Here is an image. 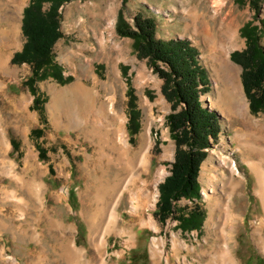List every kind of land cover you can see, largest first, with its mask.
<instances>
[{
	"label": "rangeland",
	"instance_id": "1",
	"mask_svg": "<svg viewBox=\"0 0 264 264\" xmlns=\"http://www.w3.org/2000/svg\"><path fill=\"white\" fill-rule=\"evenodd\" d=\"M32 1L18 5L16 0H0V33L9 28L5 16L22 13L17 46L7 50L9 42L5 40L3 45L0 40V59L10 71H18L10 75L0 70V140L9 143L7 152L0 148V264H66L61 259L64 226L73 228V234H67L99 261L91 243L89 216L102 210L104 198L110 199L111 187L120 181L119 152L115 150L122 146V133L133 153L148 154L149 163L139 180L129 179L134 182L121 203L120 224L107 236V264H223V259H217L215 232L225 225L228 232L235 226L231 247L238 264H264V250L254 235L264 223V204L251 167L258 161L252 159L251 147L261 135L255 124L264 127V111L251 113L243 67L232 60L233 53L247 49L241 31L249 23L258 28L259 44L264 48V0L66 3L60 9L62 38L53 47V65L70 81L66 85L52 77L38 81L35 95L26 84L32 66L12 62L27 41L22 26L24 11ZM49 7L46 4L44 11ZM121 15L133 28L137 16L153 19L159 41H188L207 73L209 90L202 93L201 100L218 115L219 139L211 140L212 148L206 150L208 156L200 170L202 198L175 203L178 218H189L200 208L204 216L198 229L183 231L174 216L162 222L155 214L159 187L171 175L175 162L176 144L168 117L177 111L162 93L164 80L149 59L139 56L135 40L119 34ZM216 15L218 22L214 23ZM230 65L238 71L234 77L243 86L253 125L233 111L237 86L228 79L225 67ZM54 72L52 67L49 73ZM78 86L85 90L83 103L72 92L62 95L66 98L54 95L56 89ZM134 112L139 114L140 129L133 143L128 123ZM41 130L43 134L38 133ZM236 167L240 175L236 174L235 182L241 183V194L235 199L240 218L225 221L214 209L218 200L225 202ZM41 184L47 189L45 204L32 195ZM261 232L264 234V228ZM154 239L164 249L161 259L153 256Z\"/></svg>",
	"mask_w": 264,
	"mask_h": 264
},
{
	"label": "trees",
	"instance_id": "2",
	"mask_svg": "<svg viewBox=\"0 0 264 264\" xmlns=\"http://www.w3.org/2000/svg\"><path fill=\"white\" fill-rule=\"evenodd\" d=\"M75 0H33L24 11L23 33L27 39L21 52L12 62L32 66L31 77L26 84L36 94L35 84L50 77L61 85L70 80L63 77L58 66L53 65V47L62 38L60 32V9ZM46 4L49 10L44 11ZM259 12V10H257ZM135 28L120 16L118 32L123 37L135 40L136 50L141 58L149 59L150 66L164 80L162 93L173 103L168 117L171 135L176 144V156L171 175L159 187L160 200L156 215L166 222L171 216L180 221L183 231L195 230L200 226L203 212L197 206L189 218H178L175 203L180 200H200L199 175L203 162L212 148L211 140L219 139V118L215 112L206 109L201 100L202 93L209 90L207 73L200 66L197 50L188 41H159L156 39V23L153 19L137 16ZM242 36L247 39V49L232 54V60L243 67V86L250 101L253 114L264 111V48L259 44L258 28L246 25ZM164 64L168 69L161 66ZM55 67L54 75L49 71ZM129 93L132 96L131 88ZM39 99H35L36 109ZM182 107L178 111L179 106ZM43 108H40L42 112ZM45 121L44 116L41 117ZM139 114L131 113L128 131L131 142L140 129ZM43 134V131L40 132Z\"/></svg>",
	"mask_w": 264,
	"mask_h": 264
},
{
	"label": "bare ground",
	"instance_id": "3",
	"mask_svg": "<svg viewBox=\"0 0 264 264\" xmlns=\"http://www.w3.org/2000/svg\"><path fill=\"white\" fill-rule=\"evenodd\" d=\"M16 1L17 3H19L18 5H21L24 0H16ZM21 16H22L21 12H20V16H18V14L14 12L12 15L4 17L6 22L9 24V28L6 30H2V32L0 33V40L3 41V45L9 42L8 47L5 48L7 50L8 49L10 50L17 46V43L19 41V38L17 37V33L19 30V22H20L19 17ZM212 21H214V23L218 22L217 15L213 17ZM5 40H7V42H5ZM12 40H13V43L11 44ZM100 42H103V40H100ZM226 66H229V65H226ZM226 68L228 69V71L226 70V72L228 74V79L231 82V85L236 84L237 86L236 102L234 104L233 103L231 104L233 107V111H235L236 114L238 113L242 114L244 119L246 121H249L253 125L251 119H249L248 117L249 104L246 99L243 86H241L238 83L237 78H235L238 71L237 69L231 67V65L230 67H225V69ZM0 70H4L7 74H10V75L18 72V71H10V69L7 67V64L1 59H0ZM69 92L74 93V97L78 101L82 103L85 102V90H83L79 86L69 88L67 90H57L56 89L54 91V95L55 97H58V98H61V97L66 98V96H62V95L69 94ZM255 127L261 135L260 137H258L259 140L257 144L251 147L252 149L251 155H253L252 159L258 160V161L252 162L251 167L254 173L257 175L258 182H259L258 195L260 196L264 204V148H259V146H262V144H264V127L260 123H256ZM119 138L122 143V146H119L120 148H117L115 151L117 153L119 152L120 160L118 159L119 160L118 162L120 164L118 166H120L121 168H118L117 170L119 173H122L121 175L122 177L120 176L119 178L120 181L119 182L117 181V183L111 187V192L109 191L108 193L110 197H108L107 195V198H110V199L106 200L105 199L106 197L104 198L103 202L106 204L103 205L104 207L102 208V210L97 211L93 213L91 216H89V221H90L91 230H92L91 243L94 249L98 252L100 256L99 261H96L95 259L90 257L89 252L86 249L80 248L77 245V242L73 238V236H70L67 234L69 231L71 234H73L74 229L64 226L63 227L64 232L61 237V239H63L62 248H63L64 253L61 255V259H63L66 264H107L106 259H105L107 247H108L107 236L108 234L110 235L115 229H117V227L120 224L121 203L126 197L127 192L132 191V187H131V190H129L130 189L129 184L131 182L133 183L137 179L138 180L140 179L141 173L142 171L145 170L147 162H148L147 153L145 154H140L139 152L133 153L132 148L129 145V142L127 141L124 133H122L121 136H119ZM8 146H9V143L6 140H3V139L0 140V148L3 149V152H7ZM234 169L232 171L235 173V174L233 173L235 176L234 177L235 179H231V184L229 186V189L225 197L226 198L225 202L223 203L221 200H218V203L217 204L215 203L216 207L214 209V212L222 213L223 216L225 217V221L226 220L233 221L237 218H240L239 214H237L236 212V202H235L236 197H239V194H241L240 192L241 183L235 182L236 174L240 175V172L237 167ZM159 175L161 176L160 173ZM14 177L17 179L16 175ZM130 178L134 181H130L131 180ZM108 189L110 190V188ZM46 192H47L46 187L41 184L39 185L36 191L32 192V195H34L40 201V203L43 204L46 200ZM136 210H138V207L135 208V211ZM213 216L214 214H212L211 220L213 219ZM226 228H227V225H225L222 229L220 228L219 232L217 231L215 232L217 235L216 237L220 244V245L217 244V248L219 251L217 255V259L219 258H221V260L223 259V264H238V261L236 260L233 254L232 247H231V243L232 241H234L233 240L234 239L233 230L235 229V226L234 227L232 226V232H228ZM263 228H264V223H262V226L260 228L255 230L254 235H255V239L261 242L262 249L264 250V234L261 232ZM100 231H102L103 233L102 236L100 235ZM152 245H153L152 251H153L154 258L155 259L163 258L164 249L162 247L161 242L157 239H154ZM217 248H214V249H217ZM214 263L215 262L211 261L209 264H214Z\"/></svg>",
	"mask_w": 264,
	"mask_h": 264
}]
</instances>
